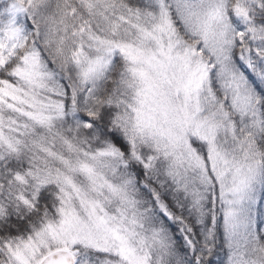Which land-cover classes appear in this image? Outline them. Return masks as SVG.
<instances>
[{
	"label": "snow or ice",
	"instance_id": "obj_1",
	"mask_svg": "<svg viewBox=\"0 0 264 264\" xmlns=\"http://www.w3.org/2000/svg\"><path fill=\"white\" fill-rule=\"evenodd\" d=\"M0 264H264V0H0Z\"/></svg>",
	"mask_w": 264,
	"mask_h": 264
}]
</instances>
